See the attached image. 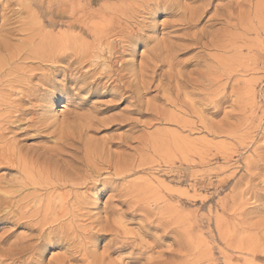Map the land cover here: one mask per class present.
Here are the masks:
<instances>
[{"label":"rangeland","instance_id":"obj_1","mask_svg":"<svg viewBox=\"0 0 264 264\" xmlns=\"http://www.w3.org/2000/svg\"><path fill=\"white\" fill-rule=\"evenodd\" d=\"M90 1L0 0V95L4 98L0 115L20 117L19 121L13 116L9 123L0 122V132L5 136L0 146L8 142L18 149L33 175L32 180L23 183L25 175L17 166L0 165V217L5 216L0 230V264H17V261L24 264L28 254L19 259L16 249L30 241L36 243L39 232L34 229L41 228L40 221L49 216L47 219L51 222L58 213L60 215L63 198L68 197L69 202H74L78 195L81 202L74 204L73 211L59 221H67L66 228H78L79 236H84H80V240L91 233L104 235L92 239L89 242L92 245L88 244L96 255L107 251L108 241L104 237L111 238V233L103 234L100 228H118L122 235L135 233L139 231L136 223H140L143 216L155 221L150 231L160 225L166 227L161 228L160 246L149 240L152 247L140 249L139 264H264V190L257 182L264 171V0H252L251 4L241 6L236 3L245 0H213L214 7L194 29L182 26L178 14L183 10L177 12V9L160 6L153 15L140 11L127 24L136 29L146 25L147 31L143 33L152 41L146 44L137 38L136 43H122L118 35H111L101 38V45L93 41L90 33L93 20L83 16L84 12L97 7ZM180 1L194 9L204 0H200L201 3L199 0ZM216 4L225 10L232 8L233 26L226 28L221 21L209 20L217 13ZM236 16L238 20H235ZM143 20L145 23H139ZM202 28L208 33L218 32L217 45H220L216 49L211 47L206 51L190 40ZM113 39L117 40L116 51L110 48ZM161 41L179 51L171 69L160 62L154 78H149V65L153 63L150 53L155 44L162 46ZM53 46L66 50L55 48L56 54L64 58L63 63L61 60L52 63L45 58L50 55L46 50L52 49L49 52L55 54ZM68 56H72L71 59ZM75 57H79L78 60H74ZM163 57L162 54L160 59ZM65 60H68L67 64ZM125 62L129 63L127 70H123ZM65 67L89 86L88 91L81 89L78 99L67 92L53 94L54 97L64 95L65 102L62 107L52 103V110H47L46 102L50 96L42 95L40 77L54 74L57 71L54 68L63 72ZM203 67H206L205 71ZM116 73L124 74L125 81H134L133 74L137 73L143 76L144 82L147 81L149 89L144 90L140 98H132L131 92L117 83ZM89 99L90 102L85 103ZM16 105L26 110L22 116L20 112H14ZM112 169H124L126 173L118 176ZM84 178L87 184L80 186L79 182ZM106 189L110 190L101 202V194ZM2 199L6 202H1ZM125 207L139 211L125 212ZM53 208L58 211L56 214ZM7 236L10 238L3 239ZM76 246L70 245V251L76 250ZM65 250L53 249L48 253V262L67 255ZM77 255L79 259L69 260L67 264H82L83 257ZM123 257L125 253L120 251L110 254L109 259L114 264H127Z\"/></svg>","mask_w":264,"mask_h":264},{"label":"bare ground","instance_id":"obj_2","mask_svg":"<svg viewBox=\"0 0 264 264\" xmlns=\"http://www.w3.org/2000/svg\"><path fill=\"white\" fill-rule=\"evenodd\" d=\"M102 2L99 4V3H96V2H94V1H90V4H97L96 6V8H91V9H89V11L85 14V12L83 13L84 15V17L86 18V19H91V20H93V26H92V32H90L91 34H93L92 36H93V41L94 42H97V43H99L100 45L102 44V40H101V38H103V37H109V36H111V35H118V37H120V39H121V42L123 43V42H126V43H132V42H135V41H137L136 39L137 38H140V39H142L141 37H144L145 36V34L143 33L144 31H147V30H145V28L144 27H146V25H144V26H140L141 28H131V27H129L128 26V21H131L133 18H135L136 17V15H138V13L141 11V13L143 12V13H146V15L148 14V15H153L154 13H155V11L158 9V7H160L161 6V4H162V2H163V0H101ZM185 1V0H184ZM215 1V0H214ZM238 1V0H237ZM252 0H245L244 2H235L236 3V5H239V6H241V5H246V4H251L250 2H251ZM199 2H200V0H199ZM231 2V1H230ZM233 2V1H232ZM47 3V2H46ZM57 3V2H56ZM134 3H136L135 5H134ZM165 3H170L171 5H172V7L171 8H168V9H171V10H175V9H177V12H178V10H183V12H179V16H180V21H181V24H182V26L184 27V28H193V27H196L202 20H203V18H204V15L208 12V10H212L211 9V7L213 6V0H204L203 2H202V4L199 6V7H195L194 9H191V8H189L187 5H185L184 3H182L180 0H165ZM186 3V2H185ZM195 3H197L196 1H195ZM201 3V2H200ZM234 3V4H235ZM37 4V3H36ZM188 4V3H187ZM231 4H233V3H231ZM263 4V3H262ZM198 5V4H197ZM44 6V5H43ZM193 6V5H192ZM196 6V5H195ZM263 6V5H262ZM6 7H8V6H6ZM214 7V6H213ZM228 7H230V6H228ZM231 7H232V5H231ZM45 8V7H44ZM63 8V7H62ZM234 9H235V7H233ZM165 9V8H164ZM232 9V8H231ZM231 9H229V8H227L226 10L225 9H223V8H221L220 6H218L217 4H216V8H215V10L217 11V13L216 14H214L213 16H211V18L209 19V20H212V22H217V21H221V22H223V24H224V26L227 28V26H233L232 24V19H233V10L231 11ZM6 10V9H5ZM161 10V9H160ZM238 10V9H237ZM1 11V10H0ZM240 11V10H239ZM26 12V11H25ZM80 12V11H79ZM159 12V11H158ZM162 12V11H161ZM243 12H244V10H243ZM140 13V14H141ZM174 13H176L175 11H174ZM33 14V13H32ZM51 14V13H50ZM53 14V13H52ZM170 14V13H169ZM176 14V15H177ZM244 14V13H243ZM246 14V13H245ZM241 15V14H240ZM30 16V15H29ZM173 16V15H172ZM152 17V16H151ZM155 17V16H154ZM153 17V18H154ZM52 18V17H51ZM143 18H145V17H143L142 16V19ZM148 18V17H147ZM153 18H151V19H153ZM235 18V17H234ZM241 18V17H240ZM239 18V19H240ZM8 19H9V17H8ZM155 19V18H154ZM178 19V18H177ZM134 20H136L137 21V19H134ZM234 20V19H233ZM235 20H238L237 19V16H236V19ZM244 20V19H243ZM140 21V20H139ZM132 23V22H131ZM135 23V22H134ZM133 23V24H134ZM139 23H145L144 22V20H143V22H139ZM136 24V23H135ZM134 24V25H135ZM149 24V23H148ZM165 24V23H164ZM168 24V23H167ZM222 24V25H223ZM236 24V23H235ZM50 25V24H49ZM155 25V24H154ZM166 25V24H165ZM164 25V26H165ZM209 25V24H208ZM181 26V27H182ZM213 26V24H211V25H209V27H212ZM135 27V26H134ZM171 27V26H170ZM177 27V26H176ZM235 27V26H234ZM155 27H153V29H154ZM173 28V27H172ZM220 28V27H219ZM221 28H224L223 26L221 27ZM236 28V27H235ZM150 29V28H149ZM194 29V28H193ZM199 29H201V28H199ZM218 29V28H217ZM246 29V28H245ZM247 29H248V27H247ZM229 30V29H228ZM87 31V30H86ZM153 31V30H152ZM177 31H178V29H177ZM187 31V30H186ZM216 31V30H215ZM224 31V30H223ZM226 31V30H225ZM224 31V32H225ZM154 32V31H153ZM193 32V31H192ZM209 31H204L203 30V28H202V30L199 32V33H194L191 37H190V40L192 41V42H194V44H197V45H199L201 48H203V49H207V48H211V47H213V48H217L218 47V45H220V44H218L217 45V43H218V39L216 38L217 37V34H218V32L216 31V32H214V33H208ZM11 33V32H10ZM221 33V32H220ZM231 33V32H230ZM188 34H190V33H188ZM209 34L210 35H212V37L211 38H209ZM225 34V33H224ZM13 35V34H12ZM153 35H155L156 36V34H153ZM219 35V34H218ZM228 35V34H227ZM231 34H229V36H230ZM184 36V35H183ZM186 36V35H185ZM189 36V35H188ZM187 36V37H188ZM222 36V35H221ZM167 37V36H166ZM225 37H226V35H225ZM74 38V37H73ZM150 38V37H149ZM148 37H146V38H143L142 40H144L145 41V43L146 44H148L150 41H152V40H150ZM15 39V38H14ZM54 40H55V38H53ZM116 39H118L117 38V36H116ZM154 39H155V37H154ZM206 40V41H204L203 42V40ZM220 39H222L221 37H220ZM68 40V39H67ZM105 40V39H104ZM163 40V39H162ZM186 40V39H185ZM184 40V41H185ZM50 41V40H49ZM60 41V40H59ZM65 41H66V38H65ZM117 41V40H116ZM116 41L113 39V41H112V45L110 46V48L112 49V50H115L117 47H116ZM160 41V40H159ZM158 41V42H159ZM221 41V40H220ZM51 42H53L52 41V37H51ZM56 42V41H55ZM107 42H110V41H107ZM106 42V43H107ZM163 41H161L160 43H162ZM187 42V41H186ZM104 43V42H103ZM105 43V44H106ZM136 43V42H135ZM2 44V43H1ZM8 44V43H7ZM50 44V43H49ZM52 44V43H51ZM57 44H59V42L57 43ZM57 44H55L54 43V45H57ZM62 43H60V45H61ZM74 44H75V42H74ZM104 44V45H105ZM109 45L111 44V43H108ZM134 44V43H133ZM154 44V43H153ZM168 44H170V43H168ZM187 44V43H186ZM15 45V44H14ZM48 45V44H47ZM53 45V44H52ZM60 45H58L59 47H60ZM64 45V44H63ZM81 45V44H80ZM94 44H92V46H93ZM118 45H121L122 46V44H118ZM124 45H126L127 46V44H124ZM135 45V44H134ZM159 44L157 43V44H155L154 45V47H153V49H152V52L150 53V55L152 54V61H153V63L151 64V65H149L150 66V68H151V70H150V72H151V77H149V78H152L153 76H154V74H155V72H156V69L160 66L158 63H160L161 62V64H163V63H166L168 66H169V68L171 69V67L173 66V60L177 57V51H179V48H177V47H175V49L171 46V45H167V43H166V45H163V43H162V46L160 45V46H158ZM226 45V44H225ZM58 46H53L54 47V49L53 50H55V48L57 49V47ZM103 46V45H102ZM105 46H107V47H109L108 45H105ZM130 46V45H129ZM128 46V47H129ZM146 46V45H145ZM177 46V45H176ZM187 46V45H186ZM193 46V45H192ZM15 47V46H14ZM58 47V49H59V51H61V49H63L62 47H61V49ZM81 47V46H80ZM94 47V46H93ZM97 47V46H96ZM100 47V46H99ZM134 47V46H133ZM178 47H179V45H178ZM196 47V46H195ZM221 47V46H220ZM224 47V46H223ZM3 48V47H2ZM66 48V47H65ZM70 48V47H69ZM95 48V47H94ZM110 48H108V51L110 52ZM121 48V47H120ZM185 48H187V47H185ZM215 48V49H216ZM1 49V48H0ZM47 49H48V47H47ZM50 49H51V47H50ZM75 49H78L77 47L75 48ZM99 50H100V48H98ZM102 49H103V47H102ZM101 49V52L103 51ZM107 49V48H106ZM5 50V49H4ZM73 50H74V48H73ZM80 50H81V48H80ZM87 50V49H86ZM92 50V47L90 48V51ZM105 50V49H104ZM112 50H111V52L110 53H112ZM118 50V49H117ZM129 50V49H128ZM202 50V49H201ZM231 50V49H230ZM49 51H51L52 52V49L51 50H49ZM49 51H47L46 50V52L48 53V55H49V57L47 56V57H45V58H48V61H50V62H55V63H57L58 61L60 62V60H61V62H62V60H64V58L62 57V56H59L58 55V53L56 54V52H58V50L56 51L55 50V54H54V52H53V54L52 53H50ZM63 51H66V50H64L63 49ZM107 51V50H106ZM116 51V50H115ZM114 51V53H116ZM127 51V50H126ZM191 51V50H190ZM206 51H208V50H206ZM11 52V51H10ZM17 52V51H16ZM45 52V51H44ZM74 52V51H73ZM75 52H76V50H75ZM74 52V54L75 55H77L78 56V54H76ZM88 53H89V49H88V51H87ZM95 52V51H94ZM122 52V51H121ZM204 52V51H203ZM225 52V51H224ZM18 53V52H17ZM59 53H61V52H59ZM63 53V55H64V52H62ZM66 53V52H65ZM70 53V52H69ZM68 53V54H69ZM72 53V52H71ZM80 53H81V51H80ZM91 53V52H90ZM107 53V52H106ZM45 54V53H44ZM67 54V55H68ZM91 54H93V52L91 53ZM99 54V53H98ZM109 54V53H108ZM133 54V53H132ZM162 54L164 55V61L162 60V59H160V57L162 56ZM212 54V53H211ZM219 54V53H218ZM221 54H223V53H221ZM17 55V54H16ZM25 55V54H24ZM43 55V54H42ZM72 55V54H71ZM87 55V54H86ZM89 55V54H88ZM101 55H103V54H101ZM115 55V54H114ZM121 55V54H120ZM149 55V54H148ZM150 55H149V57H150ZM202 55V54H201ZM13 56V55H12ZM41 56V55H40ZM43 56H45V55H43ZM42 56V57H43ZM66 56V55H65ZM80 56H81V54H80ZM96 56H97V52H96ZM110 56H111V54H110ZM116 56V55H115ZM42 57H40V58H42ZM68 57H70V59H71V57L72 56H68ZM87 57V56H86ZM89 57V56H88ZM93 57H95V56H93ZM199 57H201V56H199ZM206 57H208V56H206ZM221 57V56H220ZM30 58V57H29ZM77 58H79V57H77ZM76 57L74 58V60L75 59H77ZM101 59H102V57H100ZM108 58V57H107ZM148 58V57H147ZM213 58V57H212ZM33 59V58H32ZM43 59V58H42ZM66 59H68V58H66ZM70 59H69V61H70ZM81 59H84V61H85V59H87V58H81ZM89 59H91V58H89ZM96 59H98V57L97 58H95V60ZM105 59V58H104ZM196 59V58H195ZM198 59V58H197ZM201 59V58H200ZM214 59V58H213ZM40 60V59H39ZM43 60H45V59H43ZM42 60V61H43ZM78 60V59H77ZM92 60H94V58H92ZM103 60V59H102ZM123 60V59H122ZM199 60V59H198ZM203 60L204 59H202V62H203ZM15 61V60H14ZM66 61V60H65ZM68 61V60H67ZM67 61H66V64H67ZM82 61V60H81ZM88 61V60H87ZM89 61H91V60H89ZM108 61V60H107ZM119 61V60H118ZM148 61H149V59H148ZM147 61V62H148ZM151 61V60H150ZM151 61V62H152ZM201 61V60H200ZM208 61V60H207ZM216 61V60H215ZM16 62V61H15ZM58 62V63H59ZM77 62V61H76ZM76 62H74V63H76ZM80 62V61H79ZM79 62H77V63H79ZM104 62V61H103ZM102 62V63H103ZM121 62V61H120ZM132 62H134V61H132ZM145 62V61H144ZM150 62V63H151ZM214 62V61H213ZM218 62V61H217ZM37 63V62H36ZM42 63H44V62H42ZM51 63V64H52ZM63 63V62H62ZM69 63V62H68ZM90 63V62H89ZM92 63V62H91ZM100 63V62H99ZM98 63V64H99ZM101 63V64H102ZM107 63V62H106ZM112 63V62H111ZM114 63H116L115 61H114ZM119 63V62H118ZM136 63V62H135ZM31 64V63H30ZM41 64V63H40ZM65 64V63H64ZM105 64V62L103 63V65ZM109 64V63H108ZM108 64H106V65H108ZM134 64V63H133ZM146 64V63H145ZM149 64V63H148ZM194 64V63H193ZM43 65V64H42ZM54 65H56V64H54ZM87 65H89V64H87ZM93 65V64H92ZM94 65H96V64H94ZM112 65H113V63H112ZM129 65V63H127V62H125V63H123V70H127L129 67H127ZM48 66V65H47ZM53 66V65H52ZM63 66V65H62ZM66 66V65H65ZM91 66V65H90ZM98 66V65H97ZM195 66V65H194ZM205 66V65H204ZM49 67V66H48ZM69 67V66H68ZM72 67V66H71ZM95 67V66H94ZM111 67V66H110ZM127 67V68H126ZM199 67V66H198ZM20 68V67H19ZM53 68V67H52ZM51 68V69H52ZM63 68V67H62ZM66 68V67H65ZM106 68V67H105ZM201 68V67H200ZM206 68V67H205ZM205 68L203 67L202 69H204L203 71H205ZM13 69V68H12ZM42 69V68H41ZM55 70H57L58 71V69H60V68H54ZM168 69V68H167ZM169 69V70H170ZM176 69V68H175ZM195 69V68H194ZM15 70V69H14ZM47 70H49V69H47ZM75 70V69H74ZM95 70V69H94ZM140 70H141V68H140ZM182 70V69H181ZM207 70H210V69H207ZM19 71H20V69H19ZM79 71V70H78ZM98 71V70H97ZM130 71H131V69H130ZM158 71V70H157ZM171 71V70H170ZM173 71V70H172ZM175 71V70H174ZM177 71V70H176ZM200 71V70H199ZM212 71V70H211ZM46 72H49V71H46ZM107 72V71H106ZM146 72V71H145ZM13 73V72H12ZM42 73V72H41ZM40 73V74H41ZM104 73H105V71H104ZM110 73V72H109ZM108 73V74H109ZM114 73V72H113ZM164 73V72H163ZM169 73V72H168ZM179 73H180V71H179ZM183 73V72H182ZM193 73H196L195 71L193 72ZM192 73V74H193ZM200 73V72H199ZM45 74V73H44ZM43 74V75H44ZM46 74H48V73H46ZM107 74V73H106ZM117 74V73H116ZM181 74V73H180ZM189 74V73H188ZM198 74V73H197ZM203 74H204V72H203ZM202 74V75H203ZM12 75V74H11ZM50 75H51V73H50ZM110 75V74H109ZM113 75V74H112ZM164 75V74H163ZM162 75V76H163ZM168 75H170V74H168ZM167 75V77H169ZM15 76V75H14ZM104 76V75H103ZM116 76V75H115ZM128 76V75H127ZM189 76V75H188ZM199 76H200V74H199ZM102 77V76H101ZM107 77V76H106ZM110 77V76H109ZM133 77H134V81L133 80H129V81H125V79H126V76L124 75V74H117V76H116V80H117V83H119V85H120V87L122 88V89H124L125 91H130L131 92V97L132 98H140L142 95H143V91L144 90H148L149 89V87H148V83H146V82H144L142 79H143V76H139L137 73H134L133 74ZM166 77V76H165ZM174 77V76H173ZM177 77V76H176ZM190 77V76H189ZM189 77H187V78H189ZM192 77V76H191ZM190 77V78H191ZM198 77V76H197ZM15 78V77H14ZM17 78V77H16ZM36 78V77H35ZM41 78V77H40ZM97 78V77H96ZM108 78V77H107ZM154 78V77H153ZM182 78V77H181ZM193 78H196V76L195 77H193ZM19 79V78H18ZM133 79V78H132ZM37 80V79H36ZM115 80V81H116ZM174 80H175V78H174ZM179 80V79H178ZM185 80V79H184ZM193 80V79H192ZM210 80V79H209ZM12 81H13V84H15V82H14V80H13V78H12ZM32 81V80H31ZM42 81V80H41ZM171 81H173V79L171 80ZM188 81V80H187ZM0 82H2V80L0 79ZM11 82V81H10ZM27 82V81H26ZM94 82V81H93ZM175 82H177L178 83V81H175ZM8 83H9V81H8ZM168 83V82H167ZM188 83V82H187ZM9 84H11V83H9ZM19 83H17L16 84V86L18 85ZM32 84H34V83H32ZM92 84V83H91ZM176 84V83H175ZM190 83H188V85H189ZM196 84V83H195ZM37 85V84H36ZM13 86H15V85H12V87ZM15 86V87H16ZM185 86V85H184ZM22 87V86H21ZM34 87H35V85H34ZM165 87V86H164ZM168 87V86H167ZM166 87V88H167ZM187 87V86H186ZM196 87V86H195ZM3 88V87H2ZM169 88V87H168ZM173 88V87H172ZM16 89V88H15ZM15 89H13V90H15ZM22 89V88H21ZM25 89V88H24ZM30 89V88H29ZM36 89H38L37 87H36ZM40 89H41V87H40ZM177 89V88H176ZM180 89H181V87H180ZM168 90V89H167ZM174 90V89H173ZM18 91H20V90H18ZM28 91V90H27ZM182 91V90H181ZM9 92V91H8ZM14 92V91H13ZM37 92V91H36ZM35 92V93H36ZM175 92V91H174ZM179 92V91H178ZM23 93V92H22ZM24 93H25V91H24ZM170 93V92H169ZM176 93V92H175ZM25 94H27V93H25ZM32 94V93H31ZM37 94V93H36ZM180 95H181V93H179ZM178 94V95H179ZM188 94V93H187ZM6 95V94H5ZM16 95L17 96H19L20 95V93H19V95L17 94V92H16ZM33 95V94H32ZM43 95V94H42ZM176 95V94H175ZM4 96V95H3ZM26 96V95H25ZM28 96V95H27ZM30 96V95H29ZM34 96V95H33ZM20 97V96H19ZM36 97V96H35ZM39 97V96H38ZM178 97V96H177ZM21 98V97H20ZM24 98H27V97H24ZM40 98V97H39ZM13 99V98H12ZM12 99H10V100H12ZM23 99V98H22ZM38 99V98H37ZM45 99V98H44ZM172 99V98H171ZM18 100V99H17ZM16 100V101H17ZM31 101L32 100H34L35 101V99H30ZM177 100V99H176ZM3 101H4V98L0 95V107L3 105ZM27 101H28V99H27ZM37 101V100H36ZM35 101V102H36ZM40 101H41V99H40ZM44 101V100H43ZM46 101H47V99H46ZM15 102V101H14ZM20 102V101H19ZM23 102V101H22ZM65 102V97H64V95H59V96H56V97H54L53 95H51L49 98H48V101L46 102V106L47 105H51L52 103L53 104H58L60 107H62L63 106V103ZM18 103V102H17ZM24 103H26V102H24ZM28 103V102H27ZM34 103V102H33ZM19 104V103H18ZM9 105V104H8ZM31 105V104H30ZM29 105V106H30ZM33 105V104H32ZM26 106V105H25ZM6 107H7V105H6ZM9 107H10V105H9ZM5 108V107H4ZM11 108H13V107H11ZM14 108H15V110H14V112L15 113H18V112H20V114L19 115H21L22 116V114H24L25 112H24V110L25 109H21V107L18 105H16V106H14ZM13 108V109H14ZM30 108H32V106L30 107ZM44 108V107H43ZM7 109V108H6ZM42 109V108H41ZM5 110V109H4ZM8 110V109H7ZM34 110V109H33ZM26 111V110H25ZM29 111V110H28ZM46 111V110H45ZM4 112V111H3ZM30 112V111H29ZM36 112V111H35ZM44 113V112H43ZM34 114V113H33ZM43 115V114H42ZM44 115H45V113H44ZM43 115V116H44ZM13 116H15V121H19L20 120V117L19 116H17V115H11V114H8V115H0V122H2V123H5V122H7V123H9V121H10V119H12L13 118ZM24 116V115H23ZM25 116H27L26 114H25ZM33 117V116H32ZM31 117V118H32ZM26 118V117H25ZM30 118V119H31ZM33 118H35V117H33ZM42 118V117H41ZM40 118V119H41ZM22 120H23V118H21ZM29 119V120H30ZM49 119V118H48ZM27 120V119H26ZM32 120V119H31ZM34 120V119H33ZM32 120V121H33ZM45 120V119H44ZM31 121V122H32ZM39 121V120H38ZM30 122V121H29ZM30 122V123H31ZM26 123V122H25ZM30 123H28V124H30ZM34 123H36V121L35 122H33V124ZM39 123H41V121H39ZM45 123V122H44ZM21 124V123H20ZM5 125H7V124H5ZM11 126H13V125H11ZM30 126V125H29ZM32 126V125H31ZM15 127V126H14ZM18 127V126H17ZM17 127H16V129H17ZM23 127V126H22ZM21 127V128H22ZM19 128V127H18ZM82 128H83V126H82ZM7 129V128H6ZM5 129V130H6ZM10 129V128H9ZM11 129H13V128H11ZM10 129V130H11ZM23 129V128H22ZM25 129H27V127L25 128ZM8 130V129H7ZM10 130H9V132H10ZM27 131V130H26ZM8 132V131H7ZM11 133V132H10ZM15 133V132H14ZM67 133V132H66ZM7 134V133H6ZM80 134V133H79ZM10 135V134H9ZM78 135V134H77ZM7 136H8V134H7ZM5 138V136H4V132H0V142L1 141H3V139ZM13 138V137H12ZM15 138V137H14ZM10 139V138H9ZM58 140V139H57ZM11 141V140H10ZM76 141H78V140H76ZM11 143V142H10ZM17 145V144H16ZM55 145V144H54ZM52 147V146H51ZM18 148V147H17ZM58 148V147H57ZM99 148H101V147H99ZM44 149V148H43ZM46 149V148H45ZM48 149V148H47ZM50 149V148H49ZM48 149V150H49ZM19 150H22V149H19ZM55 150V149H54ZM85 150V149H84ZM47 152V151H46ZM50 152H51V149H50ZM53 152V151H52ZM57 152V151H56ZM98 152V151H97ZM23 153V152H22ZM36 153V152H35ZM60 153V152H59ZM87 153V152H86ZM27 154V153H26ZM46 154V153H45ZM61 154V153H60ZM53 155H55V154H53ZM59 155V154H58ZM60 156H62V155H60ZM91 156V155H90ZM95 156V155H94ZM85 157V156H84ZM87 157V156H86ZM102 158H103V156H101ZM28 158H29V156H28ZM90 158V157H89ZM95 158V157H94ZM86 159V158H85ZM104 159V158H103ZM29 160V159H28ZM87 160V159H86ZM91 160V159H90ZM97 160V159H96ZM96 160H94V161H96ZM54 161H56V160H54ZM58 161V160H57ZM104 161V160H103ZM120 161V160H119ZM51 162V161H50ZM86 162V161H85ZM100 162V161H99ZM102 162V161H101ZM105 163V162H104ZM103 163V164H104ZM107 163V162H106ZM113 163V162H112ZM1 164H11V165H15V166H17L19 169V172L22 174V175H25L24 176V178L22 179V181H23V183H26L27 182V180H32V177H33V175H32V172H31V170H30V168H29V166H28V163H27V161L21 156V154H20V152H18V149L16 150L12 145H10V144H8V142H7V144L6 145H3V146H0V165ZM35 164V163H34ZM38 164V163H37ZM108 164H109V162H108ZM117 165H119V164H117ZM87 166V165H86ZM85 166V167H86ZM99 166H101L100 164H99ZM111 166V165H110ZM113 166V165H112ZM1 167V166H0ZM104 167V166H103ZM34 168V167H33ZM97 168V167H96ZM18 170H17V172H18ZM36 170V169H35ZM42 170V169H41ZM51 170H52V167H51ZM71 170V169H70ZM90 170V169H89ZM113 170H116V175H122L124 172H125V170L123 169H121V170H117V169H112L111 171H113ZM131 170V169H130ZM85 171V170H84ZM88 171V170H87ZM92 171V170H91ZM77 172V171H76ZM90 172V171H89ZM37 173V172H36ZM77 173H79L80 174V171L79 172H77ZM84 173V172H83ZM92 173V172H91ZM94 173V172H93ZM100 173V172H99ZM115 173V172H114ZM113 173V174H114ZM126 173V172H125ZM95 174V173H94ZM38 176V175H37ZM79 176V175H78ZM77 176V177H78ZM85 176H87V173H86V175ZM90 176V175H89ZM21 177V176H20ZM63 178H64V176H63ZM72 178V177H71ZM74 178V177H73ZM76 178V177H75ZM73 179V180H75V182H76V179ZM97 178V177H96ZM112 178V177H111ZM41 179V178H40ZM80 179V178H79ZM92 179H94L93 177H92ZM50 180V179H49ZM60 180V179H59ZM72 180V179H71ZM45 181V180H44ZM43 181V182H44ZM53 181V180H52ZM62 181V180H61ZM79 181V180H78ZM1 182V181H0ZM3 182V181H2ZM29 182V181H28ZM39 182V181H38ZM66 182V181H65ZM89 182V181H88ZM91 182V181H90ZM95 182V181H94ZM104 182V181H103ZM102 182V183H103ZM16 183V182H15ZM30 183V182H29ZM58 183V182H57ZM63 183V182H62ZM86 183V179L84 178L83 179V181L81 180L80 182H79V185L81 186V185H83V184H85ZM92 183V182H91ZM106 183V182H105ZM6 184V183H5ZM20 184V183H19ZM36 184V183H35ZM56 184V183H55ZM59 184V183H58ZM87 184V183H86ZM89 184V183H88ZM2 185V184H1ZM11 185V184H10ZM15 185V184H14ZM31 185V184H30ZM37 185V184H36ZM46 185H48V184H46ZM45 185V186H46ZM51 185V184H50ZM49 185V186H50ZM63 185V184H62ZM79 185L77 186L78 188H79ZM96 185V184H95ZM66 186V185H65ZM74 186L75 185H73V188H74ZM92 186V185H91ZM4 187H5V185H4ZM3 187V188H4ZM27 187V186H26ZM36 187V186H35ZM54 187H56V186H54ZM60 187V186H59ZM62 187V186H61ZM60 187V188H61ZM69 187V186H68ZM87 187V186H86ZM85 187V188H86ZM10 188H12V186L10 187ZM22 187H20L19 186V189H21ZM46 188V187H45ZM64 188V187H63ZM71 188V187H70ZM83 188H84V186H83ZM89 188H90V186H89ZM0 189H1V187H0ZM31 189H33V187L31 188ZM41 189V188H40ZM2 190V189H1ZM3 190H6V188H4ZM35 190H37V189H35ZM56 190H57V188H56ZM76 190V189H75ZM87 190V189H86ZM16 191H17V189H16ZM15 191V192H16ZM34 192V191H33ZM50 192V191H49ZM86 192V191H85ZM92 192V191H91ZM0 193H1V191H0ZM13 193V192H12ZM51 193V192H50ZM3 195V194H2ZM1 195V196H2ZM70 195V194H69ZM58 196V195H57ZM88 196V195H87ZM7 197H8V195H7ZM85 197V196H84ZM6 198V197H5ZM72 198V197H71ZM88 198V197H87ZM80 197H79V195L77 196V197H75L74 198V202H69V199H68V197H64L63 198V200H64V202L62 203V205H61V212H60V215H59V213H58V215H57V217L56 218H54L53 220H51V222H49L50 220H48L49 219V216H47L48 217V219H47V217H45L42 221H40L41 222V224L40 225H44V224H51L53 221H59L60 219H63L62 217H64V216H66V215H68L70 212H71V210H72V206L74 205V204H77V203H79V202H81L80 201ZM82 199H83V197H82ZM3 201H1V202H3V203H5L6 202V199H2ZM42 200V199H41ZM46 200H47V198H46ZM45 200V201H46ZM85 200V199H84ZM12 201H13V199H12ZM16 201V200H15ZM48 201V200H47ZM53 201V200H52ZM57 201V200H56ZM71 201H72V199H71ZM19 202V201H18ZM55 202V201H54ZM83 202V201H82ZM2 203V204H3ZM12 203V202H11ZM9 204L10 206L11 205H13V204ZM20 203V202H19ZM84 203H85V201H84ZM8 204V203H7ZM53 204V203H52ZM1 205V204H0ZM18 205V204H17ZM55 205V204H54ZM82 205V204H81ZM80 205V206H81ZM2 206V205H1ZM8 206V205H7ZM20 206H21V204H20ZM45 209L44 210H46V208H47V206H46V204H45ZM43 207V208H44ZM54 207V206H53ZM4 208V207H3ZM2 208V209H3ZM9 208V207H8ZM79 208V207H78ZM13 209V208H12ZM14 209H17V207H15ZM55 208H53V210H54ZM20 210V209H19ZM18 210V211H19ZM49 210V209H48ZM56 210V209H55ZM3 211V210H2ZM73 211V210H72ZM10 211H8V213H9ZM12 212H14V211H12ZM21 212V211H20ZM55 212H58L57 210L56 211H54V213ZM3 213V212H2ZM46 213H47V210H46ZM5 214H7V212H5ZM56 214V213H55ZM4 215V214H3ZM3 215H1V216H3ZM9 215H11V213L9 214ZM52 215H53V213H52ZM71 215V214H70ZM8 216V214L6 215V217ZM71 216H73V214L71 215ZM22 217V216H21ZM51 217V216H50ZM53 217V216H52ZM3 218H5V216L3 217ZM24 218V217H23ZM37 218V217H36ZM39 218V217H38ZM37 221V220H36ZM39 222V221H38ZM65 222H67V221H65ZM37 226H39V225H37ZM41 228H39V227H37V228H39L40 230L38 231L39 232V237H38V240H37V242H36V240L34 241V242H36V243H32L31 244V241L29 242V244L27 243L26 245H20L21 247H19L18 249H16V252H15V254H16V256L20 259V258H22V256H23V258H24V255H27L28 254V256H35V254H36V251H37V249L39 248V246H40V241H41V234H42V232H43V227L42 226H40ZM34 228V227H33ZM260 228V227H259ZM78 229V228H77ZM77 229H75V228H67V231H68V234H69V236H70V238H71V240L73 241L71 244H69V246L70 245H72V244H75V245H77L76 246V250H74V251H70V247L69 248H66V250H65V254H67V255H65V256H62V257H59V258H56L55 260H51L52 262H48V264H67V262H70L69 260H77V259H79L78 258V255L77 254H79V255H81L83 258H82V264H114L110 259H109V256H110V254H113V253H117V252H120L121 250H119V249H115V248H111V247H109L108 246V248H106L107 249V251L105 252V253H102L100 256L99 255H96V254H94V252L91 250V248L88 246V244H90L89 242H91V240L92 239H95L96 237H99V235L100 234H98V232L97 233H94V234H89V235H87V238H84V240H80L79 239V237L81 236H79V231L80 230H77ZM92 229V228H91ZM96 231V230H95ZM95 231H93V232H95ZM99 231H101L103 234H105V233H111V234H120V235H122V233L119 231V229L117 228H100L99 229ZM87 232V231H86ZM89 232V231H88ZM82 233V232H81ZM86 235V234H85ZM36 236V235H35ZM100 236H104V235H100ZM23 237V236H22ZM33 237V236H32ZM81 237H84V236H81ZM37 238V237H36ZM85 239H89L90 241H88V243H87V241L85 240ZM14 243V242H13ZM12 244V243H11ZM90 245H92V244H90ZM18 246V245H17ZM96 246V245H95ZM74 249V248H73ZM1 256V255H0ZM80 257V256H79ZM10 258V257H9ZM17 258V259H18ZM11 259V258H10ZM16 259V258H15ZM136 259H137V257H136ZM15 261V260H14ZM6 262V261H5ZM14 263V262H13ZM116 264V263H115ZM147 264H156L155 262H149V263H147Z\"/></svg>","mask_w":264,"mask_h":264},{"label":"snow or ice","instance_id":"obj_3","mask_svg":"<svg viewBox=\"0 0 264 264\" xmlns=\"http://www.w3.org/2000/svg\"><path fill=\"white\" fill-rule=\"evenodd\" d=\"M161 7L168 9L171 8L172 5L170 3H165L163 0ZM161 15H164V12H161ZM147 34H145L143 38H146ZM62 77V78H61ZM42 84L41 88L43 90V95L45 97H49L53 94H59L61 92H67L68 95L73 96L75 99H78V93L81 89L87 92L89 86L86 85L81 79H79L78 75L72 72L70 69L66 68L63 72L56 71L54 74L46 75L41 77ZM94 87V86H93ZM91 99V98H90ZM85 101V103L90 102ZM113 103L114 101H109ZM47 110H52L51 105L46 106ZM257 182L261 185V189L264 190V171H262L261 176L258 178ZM119 182H117L118 184ZM110 189H106L101 194V202L103 201V196L107 194V191ZM116 196H113L115 199ZM109 204H111V200H109ZM125 212H133L139 211V209L127 208L124 209ZM151 215V213H148ZM141 222L136 223V227L139 229L138 232H125L123 235L120 234H110L109 236H105L104 239L108 241V246L111 248L119 249L125 253V259L127 264H139V260L136 259L137 256H142L140 252L141 248H151L152 245L148 243L149 240L153 241L156 246H160L161 244V236L163 232L161 228L166 227L165 225H160L155 229V231H150L149 229L155 223L154 220H148L141 216ZM3 217H0V230H2V225L4 224ZM43 232L41 234L40 246L36 251L35 256H28L24 260V264H48V253L53 252V249H64L69 246L73 241L71 240L65 221H53L51 224L42 225ZM35 231H39V228H35ZM11 232V229L9 230ZM160 233L157 235L156 233ZM142 233V235H141ZM14 234V233H12ZM144 237H148L147 240ZM10 236L4 237L3 239H8ZM17 264H21L20 261H17Z\"/></svg>","mask_w":264,"mask_h":264}]
</instances>
